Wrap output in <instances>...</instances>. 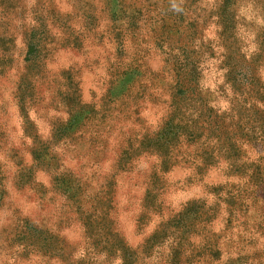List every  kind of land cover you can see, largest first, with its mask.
I'll list each match as a JSON object with an SVG mask.
<instances>
[{"label":"rangeland","instance_id":"rangeland-1","mask_svg":"<svg viewBox=\"0 0 264 264\" xmlns=\"http://www.w3.org/2000/svg\"><path fill=\"white\" fill-rule=\"evenodd\" d=\"M0 264H264V0H0Z\"/></svg>","mask_w":264,"mask_h":264}]
</instances>
